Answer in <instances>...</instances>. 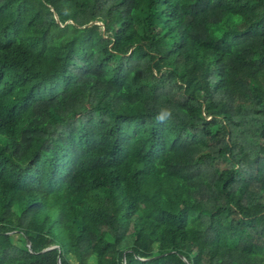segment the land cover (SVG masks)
<instances>
[{
    "label": "trees",
    "instance_id": "obj_1",
    "mask_svg": "<svg viewBox=\"0 0 264 264\" xmlns=\"http://www.w3.org/2000/svg\"><path fill=\"white\" fill-rule=\"evenodd\" d=\"M58 261L264 264V0H0V264Z\"/></svg>",
    "mask_w": 264,
    "mask_h": 264
},
{
    "label": "water",
    "instance_id": "obj_2",
    "mask_svg": "<svg viewBox=\"0 0 264 264\" xmlns=\"http://www.w3.org/2000/svg\"><path fill=\"white\" fill-rule=\"evenodd\" d=\"M28 241V248L30 249V251L32 252V245H31V243H30V241L29 240H27ZM54 249H57V247H51V248H48L47 250H44L42 253H44V252H47V251H51V250H54ZM182 257V259H184L186 262H188L187 260H186V258L184 257V256H181ZM58 263L60 264V261H58Z\"/></svg>",
    "mask_w": 264,
    "mask_h": 264
},
{
    "label": "clouds",
    "instance_id": "obj_3",
    "mask_svg": "<svg viewBox=\"0 0 264 264\" xmlns=\"http://www.w3.org/2000/svg\"><path fill=\"white\" fill-rule=\"evenodd\" d=\"M163 118H164L163 116L158 117V119H161V120H163Z\"/></svg>",
    "mask_w": 264,
    "mask_h": 264
}]
</instances>
